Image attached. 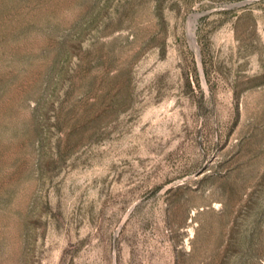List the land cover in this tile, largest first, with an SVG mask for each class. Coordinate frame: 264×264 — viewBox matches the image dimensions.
Returning a JSON list of instances; mask_svg holds the SVG:
<instances>
[{
	"label": "rangeland",
	"instance_id": "374dc122",
	"mask_svg": "<svg viewBox=\"0 0 264 264\" xmlns=\"http://www.w3.org/2000/svg\"><path fill=\"white\" fill-rule=\"evenodd\" d=\"M0 264H264V0H0Z\"/></svg>",
	"mask_w": 264,
	"mask_h": 264
},
{
	"label": "bare ground",
	"instance_id": "6f19581e",
	"mask_svg": "<svg viewBox=\"0 0 264 264\" xmlns=\"http://www.w3.org/2000/svg\"><path fill=\"white\" fill-rule=\"evenodd\" d=\"M195 20H196V18H195ZM193 30V29H192ZM194 34V33H193ZM194 40V39H193Z\"/></svg>",
	"mask_w": 264,
	"mask_h": 264
}]
</instances>
